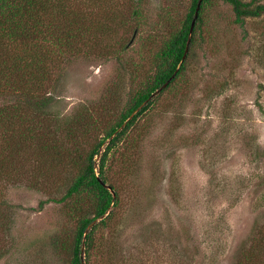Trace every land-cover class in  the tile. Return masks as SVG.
Returning a JSON list of instances; mask_svg holds the SVG:
<instances>
[{"label": "rangeland", "instance_id": "rangeland-1", "mask_svg": "<svg viewBox=\"0 0 264 264\" xmlns=\"http://www.w3.org/2000/svg\"><path fill=\"white\" fill-rule=\"evenodd\" d=\"M189 2L75 0L83 29L63 54L43 48L44 81L29 88L33 101L48 99L44 114L24 101L12 136L0 131V150L11 158L0 176V264H70L74 212L90 211L66 191L153 74L155 54ZM160 92L109 155L118 202L95 231L87 261L264 264V12L235 21L232 6L214 0L185 70ZM15 97L7 90L0 105Z\"/></svg>", "mask_w": 264, "mask_h": 264}, {"label": "trees", "instance_id": "trees-1", "mask_svg": "<svg viewBox=\"0 0 264 264\" xmlns=\"http://www.w3.org/2000/svg\"><path fill=\"white\" fill-rule=\"evenodd\" d=\"M197 1L190 0L179 26L168 35L156 52L153 74L147 78L144 87L138 89L130 98L115 123L104 130L103 136L84 157L79 171L66 191L64 198L76 196L79 199L87 200L90 211L88 214H78L81 208L78 205L77 211L74 212L76 214V228L70 264H82L80 257L82 244L84 245L86 264H89L87 258L94 248V233L100 225H106L111 220L112 207L117 205V191L108 182L107 177V161L112 149L125 139L129 129L135 125L139 116L152 105L153 98L138 109L142 103L161 87L174 72H176L175 76L170 79L161 92L168 88L185 70L186 58L194 43L195 31L202 23V13L214 0H202L187 56L181 62ZM222 1L232 6L235 21H241L249 16H259L264 12V5L251 6L250 3L243 0ZM74 4L75 0H0V98L4 96L7 90H11V93L16 96L15 99H12V104L0 105V126H5L2 129L5 132L0 130L3 137L12 136L10 124L13 122L11 120L15 117H21L19 111L23 112L24 108L27 107L25 102L33 101V92L29 88L36 82L40 86L41 81H44V68L41 65L45 58V52H41L43 48L47 49L46 46L49 44L54 46L49 47L63 54L65 48L70 49L72 47L76 34L83 29L79 26V18H77L76 13L74 15ZM71 12H73L72 16L68 17ZM16 45L22 46V53H10V49ZM31 50L39 55L28 59L26 54ZM22 70H25L24 74L21 73ZM18 80L25 82L27 88L13 85ZM27 91L28 98L25 99L23 96L26 97ZM42 101H46V103ZM47 103L48 99L36 100L34 102L35 110L44 114ZM136 109H138L137 112L133 114ZM39 113L37 115H40ZM23 118L25 117L23 116ZM38 119L40 116L34 120ZM106 141L107 143L101 151V147ZM39 149L41 147H38ZM98 155L100 157L96 162L95 157ZM5 160L7 161L5 162ZM10 160L11 158L7 159L6 149H1L0 176L6 174V164ZM101 182L111 186L114 196ZM94 221L96 222L93 223ZM88 227L89 229L84 236Z\"/></svg>", "mask_w": 264, "mask_h": 264}, {"label": "water", "instance_id": "water-1", "mask_svg": "<svg viewBox=\"0 0 264 264\" xmlns=\"http://www.w3.org/2000/svg\"><path fill=\"white\" fill-rule=\"evenodd\" d=\"M201 2H202V0H198V1H197L196 8H195V11H194V15H193V18H192L191 23H190L189 33H188L187 42H186V47H185V51H184V54H183V56H182V60H181V62H182V61L186 58V56H187V52H188V50H189V45H190V42H191V36H192V34H193L194 25H195L196 18H197V16H198V12H199V9H200ZM175 74H176V72H174V73L171 75V77H170V78H169V79H168V80H167V81H166L161 87H159L156 91H154V92L149 96V98H148L145 102L142 103V105H141L138 109H140L144 104H146V102H147L148 100H150L153 96L157 95V94H158V93H159L164 87H166L167 83L170 81V79H172V78L175 76ZM138 109H136V110L133 112V114H134L135 112H137ZM131 116H132V115H131ZM129 118H130V117H129ZM101 183H102V185H104L105 187H107V188L111 191V193L113 194V196H114V193H113V191L111 190V189H112L111 186L108 185V184H106V183H104V182H101ZM95 222H96V221H94L93 223H95ZM88 229H89V227L86 229V231H85V233H84V236L86 235ZM83 249H84V245L82 244L80 257H81L82 264H85L84 261H83V259H82V251H83Z\"/></svg>", "mask_w": 264, "mask_h": 264}]
</instances>
